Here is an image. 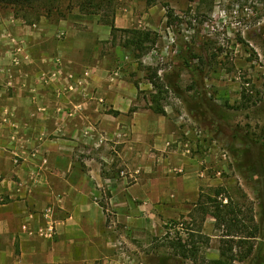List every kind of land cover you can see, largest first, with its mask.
Wrapping results in <instances>:
<instances>
[{
  "label": "rangeland",
  "instance_id": "1",
  "mask_svg": "<svg viewBox=\"0 0 264 264\" xmlns=\"http://www.w3.org/2000/svg\"><path fill=\"white\" fill-rule=\"evenodd\" d=\"M59 9L52 17L41 18L53 23L60 41L68 40L71 25L85 32L86 37L79 40L83 53L55 55L51 68L64 73L71 86L63 97L54 89L53 103L64 102L69 107L40 110L51 117L40 126L37 140L41 144L34 141L30 149L37 153L44 143L51 147L59 143L64 150L74 148L75 158L97 186V201L109 209L107 232L114 237V263L159 264L174 259L177 251L171 242L182 240L189 249H198L197 256L185 264L217 260L221 246L230 245L235 256L232 264H264V0H158L153 5L147 0H118L115 19L119 29L154 32L160 37L156 47L141 58L133 47H126L128 35L118 33L113 39L111 28L98 16L81 14L70 7L69 0H62ZM21 15V7L0 1V22L9 16L21 19ZM75 37L74 33L69 41H77ZM180 41L190 45L188 55H196L191 68L179 58ZM148 68L159 71L160 91L152 86ZM71 99L72 104L67 103ZM160 108L165 116L155 111ZM131 109L137 111L130 114ZM121 110L120 116L113 115ZM57 136H75L77 141L57 143ZM133 136H138L136 145L128 147ZM140 136L174 137L160 153L145 146ZM246 156L258 161L260 175L243 166ZM183 157L202 176L203 198L198 206L194 205L199 199L178 207L184 215L166 219L165 231L152 237L149 245L141 243L110 209L111 193L106 185L122 178L136 183L147 170L151 179L159 173L168 176L169 167L180 177ZM43 164H48L47 157ZM94 166L102 185L88 174ZM161 167L167 172H159ZM24 185L21 182V188L25 187L21 201L40 199L35 189ZM220 189L222 194L217 195ZM61 195L57 196L60 200ZM209 198L217 204L212 202L204 212L200 205L205 206ZM9 199L0 197V204ZM56 202L48 201L44 210L30 211L32 217L21 226L27 225L23 230L43 240L55 237H47L50 219L46 214L52 211L53 220L55 215L64 217ZM219 204L227 206L220 210L234 212L229 220L238 218L239 223L223 224L209 215ZM158 210L159 215L161 207ZM36 220L38 225L33 227ZM251 234L255 238H249ZM251 247L254 257L246 258ZM15 253L20 255L19 242Z\"/></svg>",
  "mask_w": 264,
  "mask_h": 264
},
{
  "label": "crops",
  "instance_id": "2",
  "mask_svg": "<svg viewBox=\"0 0 264 264\" xmlns=\"http://www.w3.org/2000/svg\"><path fill=\"white\" fill-rule=\"evenodd\" d=\"M8 18L0 22V197L10 199L0 204V264H96L99 259L103 260L101 264H117L113 257L114 237L107 232L109 209L97 201V186L75 158L74 148L66 146L64 150L58 143L60 140L72 145L77 141L75 136H57L55 147L44 143L37 153L30 149L34 141L37 146L41 144L37 140L41 138L40 126L51 117L40 110L69 107L64 102L53 103L54 89L63 97L71 83L64 73L53 70L51 63L58 52L83 53L79 40L86 33L71 25L68 40L60 41L57 28L47 19L31 25L15 16ZM74 33L78 40L69 41ZM128 106L127 111L131 104ZM137 137L128 140L127 146L135 147ZM173 137L140 136V141L163 153ZM46 157L48 164H43ZM180 167V177L169 167L172 172L168 176L159 173L151 179L147 170L143 180L136 183L122 178L106 185L111 193L110 209L127 225L134 239L149 245L152 237L165 231L166 219L184 215L180 208L200 198L202 176L198 168L184 157ZM88 170L102 185L101 175L96 174L98 167ZM160 171L166 170L161 167ZM21 182L35 189L40 199L21 201L25 197ZM55 200L65 214L53 217L55 237L43 240L23 230L27 225L21 226L32 217L28 216L30 211L44 210L48 201ZM37 223L33 221L32 226L37 227ZM16 242L20 243V255L15 253Z\"/></svg>",
  "mask_w": 264,
  "mask_h": 264
},
{
  "label": "trees",
  "instance_id": "3",
  "mask_svg": "<svg viewBox=\"0 0 264 264\" xmlns=\"http://www.w3.org/2000/svg\"><path fill=\"white\" fill-rule=\"evenodd\" d=\"M3 4L5 5H15L17 7H21V20L25 21L28 24H35L41 19V15L46 16L47 18H50L55 14L56 12H60V5L62 0H0ZM118 0H69L70 7L73 8H78L79 12L83 15H92V16H98L100 18V22L111 28V34L113 39H116V35L118 33L126 34L129 36L128 40H126V47H133L134 51L138 53V55L141 57L146 56L150 53L152 49L156 47L159 41V35L154 32H143L139 30H122L119 29L116 26V19H115V14H116V3ZM149 5H153L158 2V0H147ZM200 1H205V0H200ZM168 17L172 19L173 17V11L168 10ZM35 15L34 19H32V16ZM170 23V22H168ZM189 47L190 45L184 41L179 42V58L181 61L186 64L187 67L191 68L192 67V57H195L196 55L193 54L194 52L191 53V55H188L189 53ZM147 73L149 76V80L157 90L162 89L161 83V78L159 77V71L157 69L153 68H148ZM136 88L139 90L138 85H136ZM136 109H131L130 114H133L136 112ZM158 114L165 116L166 112L164 109L160 108L155 110ZM114 116H120L121 113L118 111L113 112ZM264 136V129H263V135ZM264 139V137H262ZM260 141H262L260 139ZM246 164H243L244 167H247L251 171H255V174L258 176L260 175L257 172V166H258V161L256 159H251L246 156ZM217 195L222 194V190H216ZM202 195H200V198L196 205L198 206V203L201 202L202 200ZM210 200L201 206V209L206 212L210 208L208 205L215 203L217 204V201L209 198ZM227 207V206H225ZM224 206L221 207L220 204L219 206H214V209H217V211H212L210 212L209 215H211L213 218H215L217 221L222 222L223 224H226L227 222L230 221V223H239V220L237 218L236 222L229 220L228 217L231 215V213H234L233 211H230L229 209L224 212L223 210H220V208H225ZM254 234H251L249 238H255L253 236ZM172 246L175 247V250L177 251L176 253V258H168L167 260H164L163 262H160L159 264H180L181 262L183 264L186 263L189 258L197 256L198 249L196 247H192L189 249L187 243H182V240H178L177 242H171ZM230 243V242H229ZM233 247L230 245V247L227 246H221L220 248V258L217 260H213L208 262L207 264H232V262L235 259V256L232 254ZM251 256L254 257V250L253 247L250 248L248 254L246 255V258H250ZM172 260V261H170ZM175 261V263H173Z\"/></svg>",
  "mask_w": 264,
  "mask_h": 264
},
{
  "label": "built area",
  "instance_id": "4",
  "mask_svg": "<svg viewBox=\"0 0 264 264\" xmlns=\"http://www.w3.org/2000/svg\"><path fill=\"white\" fill-rule=\"evenodd\" d=\"M47 213L48 214H46V217L48 219H50V221L48 222V228H47L48 234H47V237L52 238L53 235L55 234V227H54L53 219H52V216H51L52 211L49 210V211H47Z\"/></svg>",
  "mask_w": 264,
  "mask_h": 264
}]
</instances>
